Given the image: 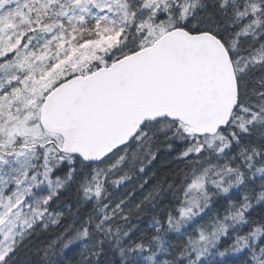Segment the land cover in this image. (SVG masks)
Wrapping results in <instances>:
<instances>
[{"label":"snow or ice","instance_id":"snow-or-ice-1","mask_svg":"<svg viewBox=\"0 0 264 264\" xmlns=\"http://www.w3.org/2000/svg\"><path fill=\"white\" fill-rule=\"evenodd\" d=\"M0 264H264V0H0Z\"/></svg>","mask_w":264,"mask_h":264}]
</instances>
